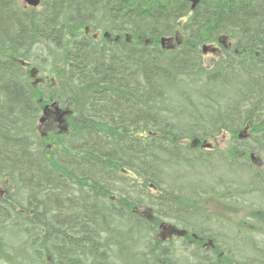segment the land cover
<instances>
[{"label":"trees","instance_id":"trees-1","mask_svg":"<svg viewBox=\"0 0 264 264\" xmlns=\"http://www.w3.org/2000/svg\"><path fill=\"white\" fill-rule=\"evenodd\" d=\"M263 168L264 0H0V264H264Z\"/></svg>","mask_w":264,"mask_h":264},{"label":"rangeland","instance_id":"rangeland-1","mask_svg":"<svg viewBox=\"0 0 264 264\" xmlns=\"http://www.w3.org/2000/svg\"><path fill=\"white\" fill-rule=\"evenodd\" d=\"M212 56V54H208L206 55V57L209 59ZM37 75V74H36ZM65 109V107H63ZM68 120L69 118L66 120V124L68 125ZM46 122V121H45ZM49 124H52L51 122L47 123L46 125H44V122L41 124V127L43 131H47L48 129H51L53 132L57 129L56 127H49ZM46 133V132H45ZM57 133L62 134V133H66L64 131H58ZM220 137H222L223 140H228L229 139V134L225 133L222 134ZM217 143L219 145V147H221L220 149H224L225 146L223 143H221V140L217 139ZM0 189H6L3 181L0 180ZM201 208L203 207V209L214 215V217H218L219 219H222L228 223H222L225 225H238L235 226L237 229L238 227L241 225L240 222L242 220H245V224L247 225L246 229L248 232H251V223L253 222V220L250 218L254 212L251 211L250 207H236V206H231V205H226L223 204L220 200L219 197L217 195L214 194H209V197L206 199V201L200 204H198ZM168 224H171L169 221L165 220ZM230 223V224H229ZM172 225V224H171ZM239 229H241L239 227ZM242 232V231H241Z\"/></svg>","mask_w":264,"mask_h":264},{"label":"flooded vegetation","instance_id":"flooded-vegetation-1","mask_svg":"<svg viewBox=\"0 0 264 264\" xmlns=\"http://www.w3.org/2000/svg\"><path fill=\"white\" fill-rule=\"evenodd\" d=\"M44 112V110H43ZM62 112V109L60 108L59 109H56L54 108V106L50 105L47 109V112H46V116H47V119H46V122L44 121V125H46L47 123L51 122L52 124H49V127H57V129L59 131L61 130H65L66 129V126L64 125V116L63 114L61 113ZM61 113V114H60ZM55 115V116H54ZM41 127V126H40ZM39 130H42V128H39ZM248 154L250 155L251 153L248 152ZM251 160V159H250ZM252 161V160H251ZM254 165H258L259 167L261 166L260 162L259 161H256L254 162ZM264 170V168H263ZM221 223H228V222H221ZM230 224V223H229ZM253 223H251V226H252ZM233 225V224H231ZM159 226H165L163 225L162 222L159 223ZM169 226H167L168 228ZM173 233V231H170ZM164 237V236H163ZM165 238V237H164ZM206 244V243H205Z\"/></svg>","mask_w":264,"mask_h":264},{"label":"water","instance_id":"water-1","mask_svg":"<svg viewBox=\"0 0 264 264\" xmlns=\"http://www.w3.org/2000/svg\"><path fill=\"white\" fill-rule=\"evenodd\" d=\"M29 5L31 6H38L40 4V0H25ZM191 2L192 7H196V5L201 1V0H188ZM166 38H162V43H164ZM204 51H207V46H204ZM44 118L42 119L43 122ZM206 145V144H205Z\"/></svg>","mask_w":264,"mask_h":264},{"label":"bare ground","instance_id":"bare-ground-1","mask_svg":"<svg viewBox=\"0 0 264 264\" xmlns=\"http://www.w3.org/2000/svg\"><path fill=\"white\" fill-rule=\"evenodd\" d=\"M40 2H41V0H40ZM199 3H200V2H199ZM215 51H216V48L213 49V52H215Z\"/></svg>","mask_w":264,"mask_h":264}]
</instances>
